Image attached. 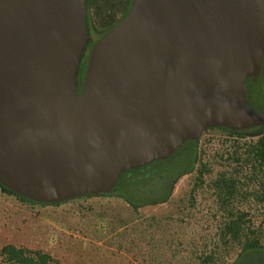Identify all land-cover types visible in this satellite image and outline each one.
Masks as SVG:
<instances>
[{
  "label": "water",
  "instance_id": "water-1",
  "mask_svg": "<svg viewBox=\"0 0 264 264\" xmlns=\"http://www.w3.org/2000/svg\"><path fill=\"white\" fill-rule=\"evenodd\" d=\"M86 1L0 0L1 185L47 204L108 194L209 128L264 129L246 97L264 0H131L78 93Z\"/></svg>",
  "mask_w": 264,
  "mask_h": 264
},
{
  "label": "rangeland",
  "instance_id": "rangeland-1",
  "mask_svg": "<svg viewBox=\"0 0 264 264\" xmlns=\"http://www.w3.org/2000/svg\"><path fill=\"white\" fill-rule=\"evenodd\" d=\"M98 37V32L91 33V39ZM248 99L255 106L260 104L254 91L249 92ZM262 132L264 130L256 128L247 130L242 136L217 130L203 132L199 138V153L211 163V172L203 174L204 183L194 190L195 197L192 199L190 196L197 174L193 170L179 176L170 185V195L165 202L146 203L137 212L116 194L102 193L79 202L41 206L24 203L0 189V247L11 243L40 249L52 256L53 264H197L200 250L209 251L219 244L215 247L216 252L227 254L222 258L226 259L223 264L234 261L240 245L238 241H233L225 248L219 240L226 212L220 209L209 182L222 171L233 174L237 163L228 156V152L231 153L236 144L244 145L256 140ZM225 149L228 151L225 152ZM216 152L218 155L215 158ZM239 152L243 154V149ZM198 165L199 161L195 163V168ZM175 169L173 165H160L154 170L174 175ZM245 171L249 172L247 168L242 172ZM242 172L236 176L242 177ZM156 185L159 189L151 194L153 188L147 189L143 196L158 195L163 183L159 181ZM239 190L242 192L237 202L233 200L228 209L234 212L247 210L245 216L250 221L243 227L244 232L249 236L257 234L264 237V208L257 203V206L251 207L248 202V190H253V186L248 188L245 184ZM123 194L131 201L142 198L137 192ZM100 206L106 207L107 213L112 209L116 218L122 216L127 219L126 227L114 233H100ZM249 229L255 233L250 234ZM0 264L6 263L0 261Z\"/></svg>",
  "mask_w": 264,
  "mask_h": 264
},
{
  "label": "trees",
  "instance_id": "trees-1",
  "mask_svg": "<svg viewBox=\"0 0 264 264\" xmlns=\"http://www.w3.org/2000/svg\"><path fill=\"white\" fill-rule=\"evenodd\" d=\"M131 5V0H87L86 1V12L85 21L89 36L91 33L98 32L99 37L90 40L87 49L90 52L94 43L105 35L116 23H118L127 14ZM86 52V51H85ZM83 54L82 60L80 62L79 74H78V87L83 81V74L86 67L88 55ZM262 65L264 67V56L262 58ZM248 79V78H247ZM82 88L79 87V89ZM78 90V89H77ZM78 92V91H77ZM217 130L219 132L232 135L236 134L239 136L244 135L247 129L232 131L225 127H215L209 128L206 131ZM202 132V133H203ZM209 139H207L208 141ZM227 140H224L226 142ZM200 139L197 141L187 140L184 142L171 156L164 160H156L145 164L139 168L131 169L122 172L117 180L114 191L112 193L103 195H113L121 196L133 209L137 212L138 208L149 202H165L170 195V185L181 175L192 172L195 170L196 182L194 183L193 191L190 196L193 199L195 197L194 190L197 187L203 185V174H208L211 172V163L208 159L204 160L203 156L199 153ZM245 145V146H244ZM236 144L234 149L228 152V156L237 163V167L233 168V174H227L226 171L219 173V176L209 182V187L213 188V196L217 201L221 210L226 212V220L223 225L220 226L219 240L225 248L231 246L233 241H238L241 249H247L253 246H257L256 241H251L247 233L244 232V228L240 226V222H247L249 218H244L245 213L234 212L228 209V204L230 199L235 197V195H241V189L243 185L247 184L248 188L253 186V193L257 199L264 201V135H260L256 140L251 142H245V144ZM239 149H243V154L239 152ZM228 151L225 149V152ZM218 152L215 154L217 157ZM222 155H219V157ZM184 157V158H183ZM181 159L182 162L180 161ZM176 160V161H175ZM199 161V165L195 168V163ZM160 165H170L175 166L174 175L169 172H157L154 170ZM248 169L249 172H242L243 169ZM155 173H154V172ZM244 173L242 177L236 176V174ZM163 183V188L160 190L159 194L153 197L143 196L146 194L147 189H152L150 194L154 192L159 187L156 183ZM247 181V183H246ZM251 183V184H250ZM256 184V185H255ZM0 189L2 192L14 195L20 201L28 203L31 205H52L59 206L69 202H79L81 200H87L93 195H84L78 198L66 200L64 202L47 204L40 203L30 200L24 196H21L7 187L0 184ZM260 191H259V190ZM137 192L141 199L133 198L134 201L126 199L124 197V192ZM249 191V190H248ZM165 193V194H164ZM250 193V194H253ZM164 194V195H163ZM192 202V201H191ZM190 202V203H191ZM192 204V203H191ZM100 233H114L118 232L122 227H126L127 219L120 217H115L116 213L112 209L105 211L107 208L100 206ZM110 208V207H109ZM112 211V212H111ZM154 219V218H153ZM250 221V220H249ZM159 226V225H158ZM108 229V230H107ZM107 230V231H106ZM98 231V230H97ZM250 234H254L253 229H249ZM241 237H245L246 240H241ZM251 239V240H250ZM219 244L213 246L209 251L200 250L201 252L197 255V264H223L226 261L222 260L226 253L216 252V248ZM0 261L6 264H53L52 256L40 249H30L22 246H15L14 244L8 243L0 247ZM227 264H234V261L230 260Z\"/></svg>",
  "mask_w": 264,
  "mask_h": 264
},
{
  "label": "flooded vegetation",
  "instance_id": "flooded-vegetation-1",
  "mask_svg": "<svg viewBox=\"0 0 264 264\" xmlns=\"http://www.w3.org/2000/svg\"><path fill=\"white\" fill-rule=\"evenodd\" d=\"M91 37V35H90ZM93 40V39H92ZM246 85H247V91H246V97L248 99V95L249 92L251 93V91L255 92L256 97L258 98V100L260 101V104L258 106L253 105L252 103H250V105L253 108L259 109L262 112H264V67L262 65L260 73L254 77V78H246ZM82 85L80 84L79 87H81ZM78 87V93L81 92L82 88L79 89ZM252 128H256V129H260V130H264L263 127L257 126V127H252ZM251 129V128H249ZM247 129V130H249ZM260 135H264V132H262ZM256 185V184H255ZM242 192V191H241ZM249 193H253V190H249ZM239 195H235V197L230 199V203L233 200H236L235 202H237V197ZM245 198V197H244ZM248 202H250L252 205H250L251 207L253 206H257L260 205L261 207L264 208V201H260L259 199L256 198V196L253 194H250V200H248ZM257 203V205L255 204ZM255 204V205H253ZM236 212H240V211H236ZM245 212H247V210H245ZM244 211H241V213H245ZM245 219L247 216H243ZM247 222H240V226L244 227L246 225ZM245 228V227H244ZM253 239V240H251ZM251 241H256L258 244L257 246H253L247 249H239L235 260H234V264H264V237H251ZM242 240H246V238L242 237Z\"/></svg>",
  "mask_w": 264,
  "mask_h": 264
}]
</instances>
